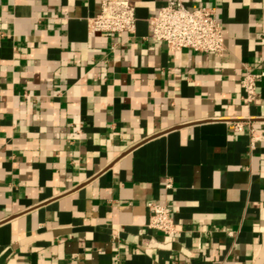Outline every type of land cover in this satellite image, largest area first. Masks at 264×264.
<instances>
[{
	"label": "crops",
	"instance_id": "crops-1",
	"mask_svg": "<svg viewBox=\"0 0 264 264\" xmlns=\"http://www.w3.org/2000/svg\"><path fill=\"white\" fill-rule=\"evenodd\" d=\"M102 1L0 0V264H264V81L241 88L264 0H183L215 8L223 56L153 40L166 0L90 34Z\"/></svg>",
	"mask_w": 264,
	"mask_h": 264
},
{
	"label": "built area",
	"instance_id": "built-area-1",
	"mask_svg": "<svg viewBox=\"0 0 264 264\" xmlns=\"http://www.w3.org/2000/svg\"><path fill=\"white\" fill-rule=\"evenodd\" d=\"M215 8L201 6L188 8L183 0H166L155 16L149 18L150 37L166 44L172 52L190 49L194 52L210 53L223 56L226 51L225 35ZM135 7L128 0H103L98 14L88 19L89 33L118 34L126 33L135 36L137 30ZM264 81V70L254 72L247 70L241 80L244 91L243 99L252 103L257 99L258 83ZM236 131L245 127L252 131L248 120H237L233 123ZM167 182V187H170ZM148 228L174 234L176 225L172 210L167 203L150 202Z\"/></svg>",
	"mask_w": 264,
	"mask_h": 264
}]
</instances>
